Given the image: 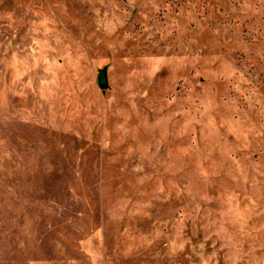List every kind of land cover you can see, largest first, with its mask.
<instances>
[{
    "label": "rangeland",
    "instance_id": "374dc122",
    "mask_svg": "<svg viewBox=\"0 0 264 264\" xmlns=\"http://www.w3.org/2000/svg\"><path fill=\"white\" fill-rule=\"evenodd\" d=\"M0 264H264V0H0Z\"/></svg>",
    "mask_w": 264,
    "mask_h": 264
},
{
    "label": "trees",
    "instance_id": "16d2710c",
    "mask_svg": "<svg viewBox=\"0 0 264 264\" xmlns=\"http://www.w3.org/2000/svg\"><path fill=\"white\" fill-rule=\"evenodd\" d=\"M99 81L101 82V83H103L104 82V80H105V77H104V72L103 71H100V73H99Z\"/></svg>",
    "mask_w": 264,
    "mask_h": 264
},
{
    "label": "water",
    "instance_id": "95a60500",
    "mask_svg": "<svg viewBox=\"0 0 264 264\" xmlns=\"http://www.w3.org/2000/svg\"><path fill=\"white\" fill-rule=\"evenodd\" d=\"M101 86L103 87V86H104V84H101Z\"/></svg>",
    "mask_w": 264,
    "mask_h": 264
}]
</instances>
